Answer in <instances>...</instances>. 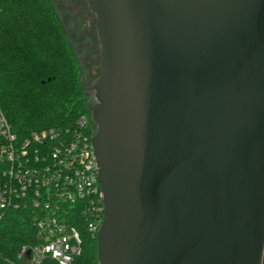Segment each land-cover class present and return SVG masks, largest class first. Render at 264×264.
I'll return each mask as SVG.
<instances>
[{
    "label": "water",
    "instance_id": "1",
    "mask_svg": "<svg viewBox=\"0 0 264 264\" xmlns=\"http://www.w3.org/2000/svg\"><path fill=\"white\" fill-rule=\"evenodd\" d=\"M87 2L97 264H263L264 0Z\"/></svg>",
    "mask_w": 264,
    "mask_h": 264
},
{
    "label": "trees",
    "instance_id": "2",
    "mask_svg": "<svg viewBox=\"0 0 264 264\" xmlns=\"http://www.w3.org/2000/svg\"><path fill=\"white\" fill-rule=\"evenodd\" d=\"M100 75V74H99ZM78 59L52 0H0V112L20 137L50 127L73 131L87 118L96 125ZM32 212L20 208L0 219V264H33L20 248L39 244ZM79 256L71 264H97L96 235L81 219ZM41 264H57L45 258Z\"/></svg>",
    "mask_w": 264,
    "mask_h": 264
},
{
    "label": "built area",
    "instance_id": "3",
    "mask_svg": "<svg viewBox=\"0 0 264 264\" xmlns=\"http://www.w3.org/2000/svg\"><path fill=\"white\" fill-rule=\"evenodd\" d=\"M73 131L54 127L20 137L0 112V219L10 210L32 212L39 244L20 248L33 264L50 258L71 264L82 249L79 220L90 234L102 221V193L85 131L79 117ZM264 264V260H263Z\"/></svg>",
    "mask_w": 264,
    "mask_h": 264
},
{
    "label": "rangeland",
    "instance_id": "4",
    "mask_svg": "<svg viewBox=\"0 0 264 264\" xmlns=\"http://www.w3.org/2000/svg\"><path fill=\"white\" fill-rule=\"evenodd\" d=\"M62 20L68 40L79 62L83 87L88 93L90 108L95 103L91 87L99 77L101 69L100 46L95 29V15L86 7L70 12V6L78 0H52ZM60 4V5H59Z\"/></svg>",
    "mask_w": 264,
    "mask_h": 264
},
{
    "label": "flooded vegetation",
    "instance_id": "5",
    "mask_svg": "<svg viewBox=\"0 0 264 264\" xmlns=\"http://www.w3.org/2000/svg\"><path fill=\"white\" fill-rule=\"evenodd\" d=\"M81 3L83 4H85L86 3V7H88V9H89V6H88V2H87V0H78L77 2H76V4L74 5V4H72L71 6H70V12H73V11H78V9H79V7L81 6ZM60 5V4H59ZM95 29H96V20H95Z\"/></svg>",
    "mask_w": 264,
    "mask_h": 264
}]
</instances>
